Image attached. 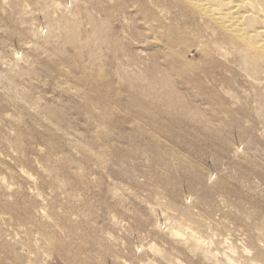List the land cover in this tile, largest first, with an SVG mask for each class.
<instances>
[{
    "label": "rangeland",
    "instance_id": "rangeland-1",
    "mask_svg": "<svg viewBox=\"0 0 264 264\" xmlns=\"http://www.w3.org/2000/svg\"><path fill=\"white\" fill-rule=\"evenodd\" d=\"M173 11L0 0V264H264V61Z\"/></svg>",
    "mask_w": 264,
    "mask_h": 264
},
{
    "label": "bare ground",
    "instance_id": "bare-ground-1",
    "mask_svg": "<svg viewBox=\"0 0 264 264\" xmlns=\"http://www.w3.org/2000/svg\"><path fill=\"white\" fill-rule=\"evenodd\" d=\"M164 1L140 0V8L146 12V17L154 14L156 6L168 12L178 9V12L174 13L173 21L166 26L168 36L165 38L164 53L162 52L164 58L168 57L174 61L170 69H174L182 59L181 53H175L172 48L179 44L183 46L191 40L186 36V29H190L194 24L195 16L215 25L224 42L232 45L245 63L254 67L256 61L252 56L264 61V0H171L170 3ZM202 57L210 58L214 55L203 50ZM253 71L259 73L261 69L257 66ZM171 172L176 173L174 170ZM189 175L193 179L203 181V176L194 168H190ZM177 178L178 176H175V182Z\"/></svg>",
    "mask_w": 264,
    "mask_h": 264
}]
</instances>
